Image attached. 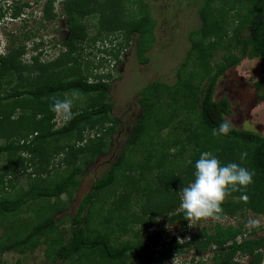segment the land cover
<instances>
[{"label": "rangeland", "instance_id": "374dc122", "mask_svg": "<svg viewBox=\"0 0 264 264\" xmlns=\"http://www.w3.org/2000/svg\"><path fill=\"white\" fill-rule=\"evenodd\" d=\"M46 1L40 0L39 3L29 1L31 6L24 9L19 19L12 21L9 15L13 2L0 0V7L6 11L7 16L0 20V52L7 56L15 51L23 50L19 59L18 73L25 85L34 80L58 83L70 80L77 75L78 77L85 76L89 82L101 78L108 83L109 90L105 101L112 103L109 113L101 120L97 119L99 121L96 120L93 129L86 127L80 131L81 142L77 141L79 135L76 132L70 137L60 136L55 144L57 147L66 148L74 145L75 149L83 148L89 140L94 143L96 135L101 134V140L105 146L103 153L95 156L92 161L83 151L67 157L65 162L63 161L64 155L51 158L49 174H43L39 183L51 186L54 181L61 179L68 172L81 168V172L75 177L77 184L70 187L68 192L59 198L30 200L17 212L4 217L0 226V244L24 237L33 224L50 216L54 217L56 223L49 238H61L65 241L71 232L69 216L75 215L83 198L91 191L94 182L108 171L123 150H125V160L118 170V180L115 185L102 192L91 207L88 222L91 236L102 235L116 247L140 245L144 249L157 250L168 244L172 238L181 244L187 242L194 233L203 230L212 232L214 224L218 222L223 227L243 224L244 235L239 237L238 241L249 238V232L256 226L259 227L255 229V234L250 238L262 237L264 235V214L249 208L246 204H242L241 213H226L220 220L207 218L192 221L190 222L192 226L189 225L188 220L170 221L172 216L184 211L180 207L181 193L179 191L191 182L189 179L180 184L178 188L175 186L171 188L174 195H170L168 189L164 191L168 193V199H172L174 203L170 210L165 211L163 215H156L151 211L145 212L147 208L165 199L164 192L162 196L160 192L151 195V199L155 201H150L145 197L146 193L154 191L153 189L160 185L156 181L157 176L167 175L170 172L184 175L182 170L191 168L189 164L193 161L192 144L188 142L184 144L185 140L182 141L185 133L182 128L183 126L192 128L196 124L194 112L189 111L188 113L185 109L174 108L171 104L168 107L164 104L158 106L166 118L173 121L168 127L160 130L161 144L169 143V141L174 144L175 139H178V142L171 148L165 145V149L168 148V150L164 151V148L158 150V156H166L163 162L164 167L161 169L154 166L155 158L149 159L150 169L143 168L142 164L147 155L148 145L138 144L126 148L131 129L143 111L139 103L140 91L156 81L168 86L177 84L179 66L186 58L192 44L189 36L202 26L200 10L206 0H112L111 2L90 0L89 7H85L90 14L78 19L85 29L86 37L76 45V50L73 52L76 61H68L70 63L60 61L61 58L64 59L61 55L66 51L64 46H61V42H66L68 39L72 24L69 21L66 7L62 5V0H53L52 11L57 14V17L44 20ZM144 4H147V7ZM214 4L222 11L224 7L229 8L226 1L215 0ZM224 4L227 5L224 6ZM93 6L95 9L92 8ZM229 11L222 18L221 24L223 29L229 31L228 36L230 37L231 27L236 26L238 22L236 18L241 16L243 18L251 12L247 8H241L239 15L236 9ZM147 12L156 23L153 45L146 51L148 61L143 64L138 61L136 53L138 33L129 34L126 28L119 27L117 30H111L110 27L138 21ZM26 32L30 37H24ZM246 34L247 32H244L242 37ZM224 47L222 44L213 50V57L210 59L212 65L223 61L227 54ZM233 54L237 56V50H234ZM198 60L197 56L192 54L189 65L182 73H189V70L194 67L198 69L196 65ZM261 79H264V73L261 71L259 60L245 57L239 65L228 69L217 78L213 98L216 101L222 98L228 100L230 113L225 118L231 122L232 127L254 132L264 138V97L262 98L264 95H262V90L255 87ZM11 80L9 79L11 83L9 86H3V89H0L1 94L14 86L13 76ZM207 82L208 80L204 81L201 86H206ZM93 96L94 94L89 96L76 91L58 94L54 100L68 101L69 106L55 111L50 125L51 130L62 127L67 113L72 109L79 112V110H84L87 104L91 103L90 107L97 106L98 101H90ZM22 113L24 110L18 109L12 114V118L17 119ZM113 119L116 121L115 124L112 122ZM104 129L109 133L102 137ZM3 144L5 141L0 140V146ZM21 155L28 158L30 153L25 151L21 152ZM16 158L17 156L13 153L0 155V198L7 195L11 197L14 193L26 191L32 184V180L36 178L32 173L36 165L32 161H28L31 166H26L27 163L24 160L25 165L21 167L19 166L21 162L18 161V167L13 166L12 168ZM129 174L133 184H129V180H126ZM119 205L121 209L117 210ZM253 220L258 223L256 225L249 223ZM155 234L158 236L157 241L153 240ZM48 247L46 238H41L36 246L23 249V253L15 250L0 253V264H50L46 254L54 250V247ZM217 250L219 249L208 246L202 252H195L191 245L181 246L179 251L172 249V260L156 264H214L216 261L212 256ZM256 255L259 256V260ZM73 258L75 259H69L62 264H80L77 256ZM254 259L258 261V264H264V248L259 249L258 254L255 252L253 255H244L238 252L233 257L234 261L241 264H252ZM121 262L144 264L133 254L122 260L118 259L112 264ZM82 264H105V261L96 254L90 260L84 257Z\"/></svg>", "mask_w": 264, "mask_h": 264}, {"label": "trees", "instance_id": "16d2710c", "mask_svg": "<svg viewBox=\"0 0 264 264\" xmlns=\"http://www.w3.org/2000/svg\"><path fill=\"white\" fill-rule=\"evenodd\" d=\"M9 1L13 2L9 17L10 20L15 21L20 18L25 8L31 6L29 1L39 3L40 0ZM62 1V5L66 7L69 21L72 24L70 25L71 32L68 39L66 42H61V46H64L66 51L64 52L65 54L61 55L64 56V59L61 58L60 61L70 63L68 61H76L73 55L76 45L86 37L85 29L79 20L90 14V11L85 9V7H89L90 0ZM107 1L111 2L112 0ZM214 1L206 0L200 10L202 26L189 36L192 44L186 58L179 66L177 84L168 86L165 83L156 81L140 91L139 103L142 105L143 111L131 129L126 148L128 149L138 144L148 145L147 155L142 164L143 168L150 169L149 159L155 158L156 164L154 166L157 169H161L164 167L163 162L166 156H158V150L162 148H164V151L168 150V148L165 149V145L171 148L178 142V139H175L174 144L170 141L169 143L164 142L161 144L160 130L163 127H168L173 121L166 118L164 112L158 106L164 104L168 107L171 104L174 108H183L188 113L189 111L194 112L196 124L192 128L190 126H183L182 128V130H185L182 141L185 140L184 144L186 142L192 144L191 156L193 161L189 164L191 168L182 170L184 175L170 172L167 175L161 174L157 176L156 181L160 185L154 189L150 186V189L154 191L146 193L145 197L150 201H155V199H151V195L160 192L162 196V192L166 191V189H168L170 195H174L175 193L171 191V188L173 186L178 188L187 179L192 181L194 179L195 162L199 158L200 153L210 151L218 157L222 164L236 162L255 173L251 184L226 192V198L221 203L222 212L219 213L220 219L226 213H241L243 210L242 204H246L249 208L264 214V138L254 132L238 130L234 127L227 135H213V129L218 128L219 124L226 120L225 117L230 113L229 102L226 98L217 101L213 98L217 78L228 69L239 65L240 61L245 57L258 59L261 71L264 73V0H222L229 4V8L226 9L224 7L223 11L215 6ZM52 2L53 0L45 2L44 20H51L57 17V14L52 11ZM227 4H224V6ZM144 6L147 7V4H144ZM92 8L95 9L94 6ZM241 8H247L251 13L246 14L243 18L242 16L236 18L238 22L236 26L231 27L232 35L229 37V31L222 27V18L230 12L229 10L233 9H236L239 15ZM5 14L6 11L0 7V20L7 17ZM155 23L149 12H147L138 21L127 22L126 25L128 27L124 24L123 26L112 25L110 29L117 30L119 27H123L128 30L129 34L138 33L136 53L138 61L144 64L148 61L146 51L153 45ZM244 32H247V34L242 37ZM24 37L28 38L30 36L26 32ZM222 44H224L227 54L222 62L212 65L210 59L213 57V50ZM234 50H237V56L233 54ZM22 54V49L7 56L0 54V89L11 84L9 79L11 80L12 76L13 81L15 80L14 86L10 90L3 92V94L0 93V140L5 141V144L0 146V155L13 153L17 156L12 168L13 166L18 167V161L21 162L20 167L25 165V162L27 163L26 166H31L28 161H32L36 165L32 172L36 178L32 180V184L26 191L18 194L14 193L11 197L7 195L0 198V226L4 217L17 212L30 200L59 198L67 193L70 187L77 184L75 177L81 172V168L68 172L61 179L54 181L51 186L42 185L39 182L43 174H49L50 160L54 156L64 155V161L67 157L83 151L89 155L92 161L95 156L103 153L105 143L101 140V134L96 135L93 140L94 143L89 140L83 148L75 149L74 145L66 148L57 147L55 144L60 136L70 137L76 132L79 135L77 141L81 142L80 131L86 127L93 129L96 120H101L112 108V103L105 101L109 84L101 78L94 82H89L85 76L78 77L79 75H77L70 80L58 83L34 80L25 85L22 82L21 75L18 73V68H20L19 59ZM192 54L199 59L197 61L198 64L196 63L198 69L194 67V69L189 70V73L186 72L184 74L182 72L189 65ZM28 77L31 78L30 76ZM7 78L9 79L7 80ZM206 80H208L206 86H201ZM255 87L262 90V95H264V79L259 80ZM70 91L89 96L94 94L90 101H98L96 102L97 106L90 107V103L87 104L84 110H79V112H75L76 110L72 109L71 112L67 113L63 126L56 130H51L50 125L56 112L50 106L55 103L54 99L57 98L58 94ZM18 109H23L26 114L23 116L24 113H22L17 119H13L12 114ZM112 122L116 123L114 119ZM108 133L104 129L102 137ZM25 151L30 153L28 158L21 155V152ZM244 152L247 153V156L241 160V153ZM24 160L25 162L23 163ZM124 160L125 150L121 151L108 171L94 182L91 191L83 198L75 215L69 216L71 232L65 241L61 238H49L56 223L54 217L50 216L33 224L24 237L0 244V253L12 250L23 253V249L34 247L39 239L46 238L49 247H54V250H50L46 254L50 264H62L64 261H69V259L74 260V256H77L79 263L82 264L84 257L90 260L96 254L101 260L105 261V264H112L116 260H122L130 254L142 260L144 264H156L157 262L172 260V249L179 251L181 246L190 245L195 252H202L208 246L218 248L219 250L212 256L213 260L216 261L214 264H241L233 260L236 253L253 255L255 252L258 254L259 249L264 248V235L260 238H250L255 234L256 228L249 232V238L246 237L238 241V238L244 235L243 224L223 227L218 222L214 224L212 232L203 230L194 233L187 242L181 244L175 238H172L168 244L157 250L144 249L140 245L116 247L110 243L108 238L102 235L91 236L88 229L91 207L102 192L115 185L118 180V170L123 166ZM9 164L11 165L12 163L10 162ZM126 180H129V184H133L131 183L130 174ZM164 193L165 199L159 204L149 209L147 208L145 212L149 213L151 211L156 215H163L165 211L170 210L172 205H174L173 200L168 199V193ZM120 209L119 205L117 210ZM187 219L184 211H182L172 216L170 221H187ZM154 237L156 239L153 238V240L157 241V234ZM255 259L252 260V264H258L259 256L257 260ZM118 264H124V262Z\"/></svg>", "mask_w": 264, "mask_h": 264}, {"label": "clouds", "instance_id": "9594fccd", "mask_svg": "<svg viewBox=\"0 0 264 264\" xmlns=\"http://www.w3.org/2000/svg\"><path fill=\"white\" fill-rule=\"evenodd\" d=\"M1 54V52H0ZM69 106L68 101L56 100L50 107L53 111ZM232 130L229 120H223L218 128L213 129V135H227ZM247 153H241V160ZM254 172L236 162L222 164L216 155L210 151L200 153L195 162L194 179L180 189V207L190 222L212 218L220 219L221 203L229 190L237 189L253 182ZM256 225L257 221H250ZM190 238H188L189 240Z\"/></svg>", "mask_w": 264, "mask_h": 264}, {"label": "flooded vegetation", "instance_id": "af4514ba", "mask_svg": "<svg viewBox=\"0 0 264 264\" xmlns=\"http://www.w3.org/2000/svg\"><path fill=\"white\" fill-rule=\"evenodd\" d=\"M220 220V219H219ZM255 228V227H254ZM256 228H258V226H256Z\"/></svg>", "mask_w": 264, "mask_h": 264}]
</instances>
